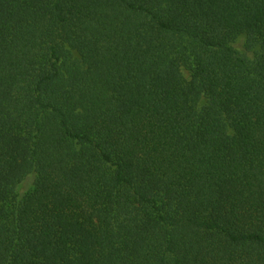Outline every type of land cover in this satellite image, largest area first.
<instances>
[{
  "label": "trees",
  "instance_id": "1",
  "mask_svg": "<svg viewBox=\"0 0 264 264\" xmlns=\"http://www.w3.org/2000/svg\"><path fill=\"white\" fill-rule=\"evenodd\" d=\"M0 264H264V0H0Z\"/></svg>",
  "mask_w": 264,
  "mask_h": 264
}]
</instances>
